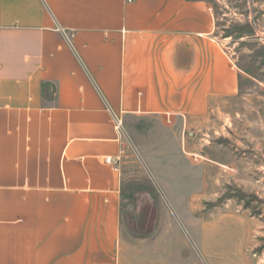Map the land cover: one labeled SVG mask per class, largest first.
<instances>
[{
  "label": "crops",
  "instance_id": "1",
  "mask_svg": "<svg viewBox=\"0 0 264 264\" xmlns=\"http://www.w3.org/2000/svg\"><path fill=\"white\" fill-rule=\"evenodd\" d=\"M216 29L206 0H0V264H123L113 117L235 93Z\"/></svg>",
  "mask_w": 264,
  "mask_h": 264
},
{
  "label": "rangeland",
  "instance_id": "2",
  "mask_svg": "<svg viewBox=\"0 0 264 264\" xmlns=\"http://www.w3.org/2000/svg\"><path fill=\"white\" fill-rule=\"evenodd\" d=\"M236 91L123 120V264H264V0H206Z\"/></svg>",
  "mask_w": 264,
  "mask_h": 264
},
{
  "label": "built area",
  "instance_id": "3",
  "mask_svg": "<svg viewBox=\"0 0 264 264\" xmlns=\"http://www.w3.org/2000/svg\"><path fill=\"white\" fill-rule=\"evenodd\" d=\"M130 1V0H128ZM113 123H114V127L117 131V135H118V139L121 142V146L126 143V138L124 136V130H123V121L120 117H113ZM121 159V155H117L115 157L112 156H107L105 157V162L106 163H113L114 165L118 164L120 162Z\"/></svg>",
  "mask_w": 264,
  "mask_h": 264
}]
</instances>
